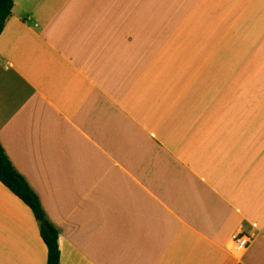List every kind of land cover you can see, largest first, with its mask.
Returning <instances> with one entry per match:
<instances>
[{
  "label": "crops",
  "instance_id": "crops-1",
  "mask_svg": "<svg viewBox=\"0 0 264 264\" xmlns=\"http://www.w3.org/2000/svg\"><path fill=\"white\" fill-rule=\"evenodd\" d=\"M0 142L61 264H264V0H14ZM47 259L0 181V264Z\"/></svg>",
  "mask_w": 264,
  "mask_h": 264
},
{
  "label": "trees",
  "instance_id": "trees-1",
  "mask_svg": "<svg viewBox=\"0 0 264 264\" xmlns=\"http://www.w3.org/2000/svg\"><path fill=\"white\" fill-rule=\"evenodd\" d=\"M14 0H0V34L12 14ZM0 181L31 208L47 245V264H61L60 229L49 218L40 196L15 167L0 142ZM242 264V263H239Z\"/></svg>",
  "mask_w": 264,
  "mask_h": 264
},
{
  "label": "built area",
  "instance_id": "built-area-1",
  "mask_svg": "<svg viewBox=\"0 0 264 264\" xmlns=\"http://www.w3.org/2000/svg\"><path fill=\"white\" fill-rule=\"evenodd\" d=\"M250 243L251 238L248 235L241 233L234 238L231 249L235 253L242 254L247 250Z\"/></svg>",
  "mask_w": 264,
  "mask_h": 264
}]
</instances>
